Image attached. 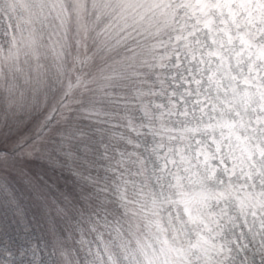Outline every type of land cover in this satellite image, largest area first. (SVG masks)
Wrapping results in <instances>:
<instances>
[{
  "label": "rangeland",
  "instance_id": "obj_1",
  "mask_svg": "<svg viewBox=\"0 0 264 264\" xmlns=\"http://www.w3.org/2000/svg\"><path fill=\"white\" fill-rule=\"evenodd\" d=\"M31 2L0 0V8L13 19L7 36L10 37L18 27L25 15V4ZM86 2L91 4V0ZM63 3L70 10L74 6V0H63ZM86 19L73 13L63 27L66 30L85 27ZM160 21H144L125 32L119 40L117 34L102 36L108 52L124 49L142 37H149L152 51L146 62H138L135 56L129 55L98 79H89L85 75L61 77L57 82L59 95L55 97L50 95L47 82L40 86L35 99L31 86L21 84L25 96L11 107L7 92L0 88V200L3 201H0V225L11 226L17 222L28 225L26 222L31 217L35 218L32 223L39 233L37 219L42 213L49 217L48 235L51 237L49 241L39 234L36 239L23 236L21 247L11 253H5L4 245L0 243V260L8 257V264H49L46 258H37L38 251H41L56 255L62 264H75L78 255L84 251L94 264H101V261L108 264L104 245L97 236L103 233L105 242L110 239V229L104 224L105 216L107 221L117 219L111 214L114 203L123 213L122 203L128 208L140 209L142 205L150 208L153 201L161 203L168 198L165 184L169 177L163 166L165 161L159 147H151L150 137L142 132L136 102L140 98L146 112L147 76L148 70L152 69L157 83L164 90L160 97L167 100L166 104L172 110L177 108L175 113L184 110L182 100L188 99L187 89L194 87L188 81L193 78L207 81L205 70L208 65L201 59V52L211 47V38L197 29L191 31V36L178 40V26L172 24L176 35L165 42L161 38L164 27ZM239 23L241 27L246 25L242 20ZM163 24L166 25L164 21ZM55 25L61 26L59 21ZM163 46H166L168 56L160 54ZM190 46L194 53L190 52ZM85 62L91 63V60ZM90 92L94 93L91 99ZM187 107L191 109L190 104ZM48 113H52L53 118L45 121L44 128L38 130ZM195 116L198 117L199 113ZM162 118L157 122L158 130L165 134L167 143L174 146L179 140L188 154H192L183 130L194 125L196 118L191 114L187 117L178 115L175 119L171 115ZM172 124L181 132L178 138L173 136ZM152 137L156 142V135ZM207 149L205 143L203 150ZM144 180H147V186ZM234 182L239 186L243 177L234 178ZM133 183L139 188L136 199L129 204L128 189ZM153 183L158 184V191ZM153 189L157 192L155 196H152ZM118 197L121 199L117 200ZM104 202L109 203L105 205ZM104 207L107 211L102 210ZM224 207L233 217L239 213V204L235 201ZM211 210H219L215 202H212ZM71 216L76 217L73 229L59 234L51 218ZM241 223L242 219L237 222L234 232L225 233L228 239L238 240L240 246L246 245L241 248L233 244L235 264H251L252 261L260 264L257 244L251 240L247 228L239 227ZM93 225L96 232L90 230ZM23 231L30 232L28 229ZM38 239L44 241L42 246L38 247ZM69 241L71 246H68ZM30 244L33 246L29 247Z\"/></svg>",
  "mask_w": 264,
  "mask_h": 264
},
{
  "label": "snow or ice",
  "instance_id": "obj_2",
  "mask_svg": "<svg viewBox=\"0 0 264 264\" xmlns=\"http://www.w3.org/2000/svg\"><path fill=\"white\" fill-rule=\"evenodd\" d=\"M253 4L264 9V0H91L90 5L74 0L71 10L63 0H32L25 4V15L13 34L5 36L7 43H0V88L7 92L11 107L25 96L21 79L31 86L34 99L46 82L39 64L45 47L42 30L57 21L63 26L73 13L90 14L102 27L101 36L117 34V40L151 20L177 25L178 40L185 29H198L211 38V47L201 52L208 65L207 81H188L194 87L187 89L188 99L182 100L185 108L179 113L191 114L196 123L183 130L192 154L181 156L182 174L175 176L174 198L167 205L176 207L177 220L164 224L157 219L164 205L156 201L150 208L142 205L134 211L122 203L124 215L141 214L142 223L136 220L125 229L118 218L107 221L105 216L110 239L105 242L103 233L97 239L104 245L108 264L121 260L124 264H235L233 244L246 245L225 233L234 232L241 219L239 227L247 228L264 264V17L257 21L251 15ZM245 19L249 23L241 27L239 21ZM51 48L55 51L56 45ZM29 58L37 64L26 71ZM52 118V113L46 114L38 130ZM240 177L243 182L237 186L234 178ZM233 201L239 204L235 217L224 207ZM212 202L218 211L211 210ZM90 230L97 231L94 225Z\"/></svg>",
  "mask_w": 264,
  "mask_h": 264
},
{
  "label": "clouds",
  "instance_id": "obj_3",
  "mask_svg": "<svg viewBox=\"0 0 264 264\" xmlns=\"http://www.w3.org/2000/svg\"><path fill=\"white\" fill-rule=\"evenodd\" d=\"M101 31L102 27H97L96 20L90 14L85 21V27L76 26L74 30H66L63 26L53 25L42 30L41 34L45 47L42 49L39 64L42 66L41 71L45 74L44 79L47 82L50 95L53 97L59 95L57 82L61 77L71 78L85 75L89 79H98L103 76L105 71L118 65L127 56H135L138 62L143 63L146 62L152 51V39L145 36L135 41L134 44H129L124 49L116 48L108 52L104 46L105 41L100 34ZM4 34L6 36L7 32L5 31ZM165 35L169 40H172L176 33L173 29L171 32L165 33ZM0 43H7V41L3 40ZM53 44L56 45L55 51L51 48ZM86 59H90L91 63H86ZM36 64V60L29 58L28 63L24 65L25 70L34 69ZM5 70H7L6 67ZM20 83L23 84L22 79ZM93 95L94 93L90 92L89 99L93 98ZM144 184L147 186V180H144ZM138 188L139 185L136 183L129 187V204H132L136 199ZM119 199L121 197L117 198V200ZM172 199V197H169L161 202L164 207L160 209L156 216L164 224H170L173 220H177L176 207L173 206L170 209L167 206ZM129 210L134 211L136 209L129 208ZM111 214L120 220L125 229L128 228L130 223L134 224L136 220H140L142 223L141 214L136 217L124 215L116 203H114ZM51 221L55 225L57 232L63 235L66 230L71 231L73 229L76 217H52ZM37 223L39 225V236L51 241V237L48 235L49 217L41 213L38 215ZM178 223L177 221V225ZM67 243L68 246H71L70 241ZM117 255L119 254L117 253ZM54 264H62V262L57 260ZM75 264H94V261L81 253L80 258L75 260ZM120 264H124V261L121 260Z\"/></svg>",
  "mask_w": 264,
  "mask_h": 264
},
{
  "label": "trees",
  "instance_id": "obj_4",
  "mask_svg": "<svg viewBox=\"0 0 264 264\" xmlns=\"http://www.w3.org/2000/svg\"><path fill=\"white\" fill-rule=\"evenodd\" d=\"M252 13L251 15H255V17L257 19L260 18V15H262L264 13V9H260L257 6H255L254 4L252 5ZM263 11V13H261ZM13 22V19L8 18L6 15V11L2 10L0 8V41L2 42L3 40H5V34L4 32H8V30L10 29V23ZM161 22V21H160ZM243 23H246V25L249 23L248 20H242ZM162 23V24H161ZM160 23V25H163L164 30H163V36H161L163 41H167L168 37L165 35V33H169L174 29V26L172 27L171 23H166V25L164 26L163 21ZM160 28H158L159 30ZM192 33L189 32L187 29L184 30V37L183 38H187L188 36H191ZM166 46H163V49L160 51V54H162L164 57L168 56L169 53L167 52ZM190 52L194 53V49L192 46H190ZM169 62H171V60H169ZM150 71V72H149ZM153 72V73H152ZM148 96H147V100L145 102L146 106V112H144L143 110V106L142 103L143 101L138 98L139 101L136 102V114L137 117L139 118V121L141 123L142 126V132L144 133V135L149 136L150 137V141L151 147H159V149L162 152V159L165 161V157H168V162L166 163V161L164 162V165L166 170H167V176L169 177V181L167 182V184H165V189L168 193V198L169 197H173V193H174V188L173 185L175 184V176L178 174H182L181 171V156L182 155H189L187 152V148H185L183 146V144L181 142H179V140H177V142L174 144L169 142L167 143V140L165 139L164 135L161 134L160 129L158 130V124L157 123L159 120H162V117H166L168 115H171L172 118H176L178 117V113H175L177 108H174V110H172L170 108L169 105L166 104L167 100L164 99L163 97H160L161 91L162 93H164V90L162 87H160V85L157 83V79L154 76V71L148 70ZM174 111V112H173ZM174 124L171 125V129L174 128L173 127ZM173 136L174 138H178V135L181 134V132L177 129L174 128L173 130ZM153 134L156 135V142L153 139ZM1 151V150H0ZM191 155V153H190ZM172 161H175V163H173ZM153 185L156 187L158 184H154ZM156 191L157 187L155 188ZM153 195L155 196L157 194V192L153 189ZM2 198V197H1ZM2 201V200H0ZM3 202V201H2ZM1 202V203H2ZM33 219L35 220V218H31L28 217V222H26L28 225H24L22 222H17L14 225L8 226V224H6V226H2L0 225V243L1 245H4V250L5 253L9 252H13L17 247H21L22 244V240H23V236L27 237H32L34 239L38 238V232L36 230V226L33 225L32 221ZM24 229H28L30 232H25L23 231ZM30 238V239H32ZM38 243V247L42 246V244H44V241L41 240H36ZM27 242V240L25 241V243ZM29 244V243H28ZM24 245V244H23ZM29 247H32L31 244L28 245ZM45 246V245H44ZM48 248V247H45ZM83 255H84V251ZM81 252V253H82ZM80 253V254H81ZM80 254L78 255V258H80ZM38 256L37 258H40L44 260V258H46L49 261V264H54L55 261H57V256H50V254H46L44 252L38 251ZM48 257V258H47ZM10 262V259L8 257H4V259L2 258L0 260V264H8Z\"/></svg>",
  "mask_w": 264,
  "mask_h": 264
}]
</instances>
